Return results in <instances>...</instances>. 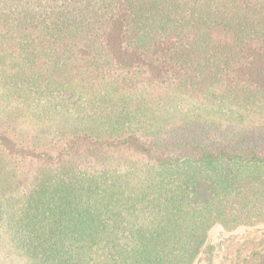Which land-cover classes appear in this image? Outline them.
Returning <instances> with one entry per match:
<instances>
[{"label":"trees","instance_id":"obj_1","mask_svg":"<svg viewBox=\"0 0 264 264\" xmlns=\"http://www.w3.org/2000/svg\"><path fill=\"white\" fill-rule=\"evenodd\" d=\"M262 223L264 0H0V264L211 263Z\"/></svg>","mask_w":264,"mask_h":264},{"label":"rangeland","instance_id":"obj_2","mask_svg":"<svg viewBox=\"0 0 264 264\" xmlns=\"http://www.w3.org/2000/svg\"><path fill=\"white\" fill-rule=\"evenodd\" d=\"M210 242L217 248L213 262L203 261L197 264H246L253 250L264 248V223L240 227L233 231L215 226Z\"/></svg>","mask_w":264,"mask_h":264}]
</instances>
